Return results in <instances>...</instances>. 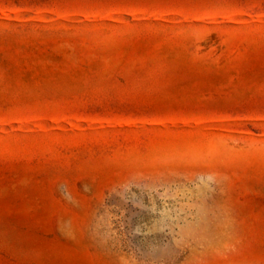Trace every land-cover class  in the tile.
Listing matches in <instances>:
<instances>
[{"label": "rangeland", "instance_id": "1", "mask_svg": "<svg viewBox=\"0 0 264 264\" xmlns=\"http://www.w3.org/2000/svg\"><path fill=\"white\" fill-rule=\"evenodd\" d=\"M0 264H264V0H0Z\"/></svg>", "mask_w": 264, "mask_h": 264}]
</instances>
